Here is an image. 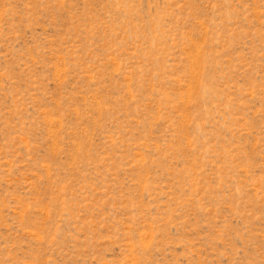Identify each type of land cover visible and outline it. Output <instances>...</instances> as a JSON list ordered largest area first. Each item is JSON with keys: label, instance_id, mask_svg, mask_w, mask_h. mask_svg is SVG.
Instances as JSON below:
<instances>
[{"label": "rangeland", "instance_id": "374dc122", "mask_svg": "<svg viewBox=\"0 0 264 264\" xmlns=\"http://www.w3.org/2000/svg\"><path fill=\"white\" fill-rule=\"evenodd\" d=\"M0 264H264V0H0Z\"/></svg>", "mask_w": 264, "mask_h": 264}]
</instances>
